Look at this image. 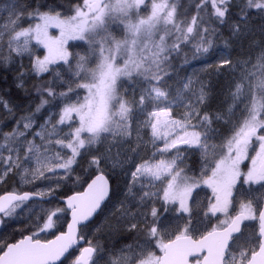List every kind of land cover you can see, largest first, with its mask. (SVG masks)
Returning a JSON list of instances; mask_svg holds the SVG:
<instances>
[{
    "label": "snow or ice",
    "instance_id": "snow-or-ice-1",
    "mask_svg": "<svg viewBox=\"0 0 264 264\" xmlns=\"http://www.w3.org/2000/svg\"><path fill=\"white\" fill-rule=\"evenodd\" d=\"M0 74V264H264V0H0Z\"/></svg>",
    "mask_w": 264,
    "mask_h": 264
},
{
    "label": "trees",
    "instance_id": "trees-1",
    "mask_svg": "<svg viewBox=\"0 0 264 264\" xmlns=\"http://www.w3.org/2000/svg\"><path fill=\"white\" fill-rule=\"evenodd\" d=\"M201 67L200 64H194L192 67L188 68L187 71L191 72L193 70V68L199 69ZM12 82L11 80H5L4 76L2 74H0V93H2L5 89L8 88H12ZM15 94V93H14ZM107 239V237H105V240ZM104 242V241H102Z\"/></svg>",
    "mask_w": 264,
    "mask_h": 264
}]
</instances>
